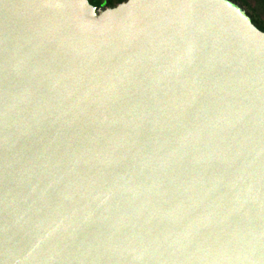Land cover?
<instances>
[{"label":"water","instance_id":"95a60500","mask_svg":"<svg viewBox=\"0 0 264 264\" xmlns=\"http://www.w3.org/2000/svg\"><path fill=\"white\" fill-rule=\"evenodd\" d=\"M0 264H264V34L226 0H0Z\"/></svg>","mask_w":264,"mask_h":264},{"label":"trees","instance_id":"16d2710c","mask_svg":"<svg viewBox=\"0 0 264 264\" xmlns=\"http://www.w3.org/2000/svg\"><path fill=\"white\" fill-rule=\"evenodd\" d=\"M96 9L112 8L123 0H87ZM239 10L245 11L250 23L264 34V0H226Z\"/></svg>","mask_w":264,"mask_h":264},{"label":"rangeland","instance_id":"374dc122","mask_svg":"<svg viewBox=\"0 0 264 264\" xmlns=\"http://www.w3.org/2000/svg\"><path fill=\"white\" fill-rule=\"evenodd\" d=\"M242 12H243V13H245V11H244V10H243ZM244 15H245V14H244Z\"/></svg>","mask_w":264,"mask_h":264},{"label":"flooded vegetation","instance_id":"af4514ba","mask_svg":"<svg viewBox=\"0 0 264 264\" xmlns=\"http://www.w3.org/2000/svg\"><path fill=\"white\" fill-rule=\"evenodd\" d=\"M93 7V6H92Z\"/></svg>","mask_w":264,"mask_h":264}]
</instances>
